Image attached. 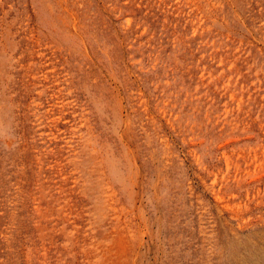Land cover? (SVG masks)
Listing matches in <instances>:
<instances>
[{
    "label": "rangeland",
    "instance_id": "374dc122",
    "mask_svg": "<svg viewBox=\"0 0 264 264\" xmlns=\"http://www.w3.org/2000/svg\"><path fill=\"white\" fill-rule=\"evenodd\" d=\"M0 264H264V0H0Z\"/></svg>",
    "mask_w": 264,
    "mask_h": 264
}]
</instances>
